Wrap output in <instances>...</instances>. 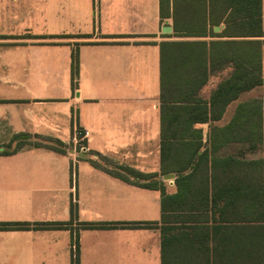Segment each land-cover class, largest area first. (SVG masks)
Wrapping results in <instances>:
<instances>
[{"label":"crops","instance_id":"1","mask_svg":"<svg viewBox=\"0 0 264 264\" xmlns=\"http://www.w3.org/2000/svg\"><path fill=\"white\" fill-rule=\"evenodd\" d=\"M248 6H259L262 33L255 24L247 35ZM263 32L264 0H0V222L32 224L0 229V264H73L76 253L79 264H162V241L178 235L179 216L205 226L211 247L235 237L231 229L238 238L248 225L262 230L264 83L208 111L184 138L163 139L160 45H206L202 64L178 71L209 104L224 80L246 70L247 48L264 79ZM21 132L58 138L67 151L27 143L3 153ZM77 141L85 150L73 148ZM188 156L194 163L178 185ZM100 158L156 174L167 209L159 188L112 174ZM189 188L206 196V208L178 210ZM163 226L175 229L164 234Z\"/></svg>","mask_w":264,"mask_h":264},{"label":"trees","instance_id":"2","mask_svg":"<svg viewBox=\"0 0 264 264\" xmlns=\"http://www.w3.org/2000/svg\"><path fill=\"white\" fill-rule=\"evenodd\" d=\"M249 3V0H248ZM246 19V33H254V26L257 24L256 32L260 31V10L259 6L254 12V9L247 7L245 16ZM229 18V19H228ZM227 23L234 21L236 17H228ZM233 26V25H232ZM243 26V22H241ZM264 35V32H263ZM206 45L199 42H162L161 50V101H162V137L168 139L171 137H180L179 133L184 130H198L195 124L206 121L208 111L212 113L221 112L228 102L238 97L240 92L249 91L253 87L264 83L261 77V65L259 55L257 59L254 58L252 50V57H250L249 49L247 48L245 56L241 55V65L245 62L246 70L235 72L229 78L224 80L220 86L215 89L211 95L210 103L207 104L198 96L197 84L190 83L191 78L189 74L180 73L178 66L184 65H199L205 60L203 54L206 51ZM76 55H73V60L76 62ZM237 63V58H236ZM200 75V74H195ZM193 84V85H192ZM178 133V135H177ZM199 139V140H198ZM31 143L35 146H45L58 152H66L68 145L58 138L49 136H33L31 134L21 132L15 134L9 143L6 145L3 153H12L25 144ZM193 152H197L201 141L197 138L196 143H192ZM188 153L192 148L191 142L183 146ZM164 158H162L163 160ZM103 161V166L112 174L131 180L137 184L145 187H157L162 195V210L167 209L165 203L164 187L156 185L157 181L153 180L156 174L143 173L138 170L124 167L111 166L108 161L100 158ZM195 160V159H194ZM194 160L188 156L186 161H180L178 164V185L182 173L192 168ZM259 164V162H257ZM178 210H191L206 208V196L193 195L188 193L178 195ZM263 201H261L262 207ZM73 209V206H71ZM264 215V214H263ZM163 216V215H162ZM164 216L162 217V219ZM264 218V217H263ZM189 217H178V235L173 233L171 236H165L162 241V264H264V225L263 229L256 230L247 226L245 237L238 238L237 229H231L236 232L235 237H231L229 241H225L224 245L221 239L218 243H213L211 247L208 241L207 230L205 226L193 225L189 222ZM67 222H36L34 227H63ZM118 223L99 222V223H85L88 227H108L117 225ZM140 223H132L131 225H138ZM145 225H151L152 222H145ZM32 226L28 222H14L5 221L0 222V229H15L27 228ZM174 227H162L164 234L172 232ZM73 264H79L78 255L74 254Z\"/></svg>","mask_w":264,"mask_h":264},{"label":"built area","instance_id":"3","mask_svg":"<svg viewBox=\"0 0 264 264\" xmlns=\"http://www.w3.org/2000/svg\"><path fill=\"white\" fill-rule=\"evenodd\" d=\"M76 135H77V137H81L82 136L81 135V131L77 130L76 131ZM79 150H85V147L84 146H80V149Z\"/></svg>","mask_w":264,"mask_h":264},{"label":"water","instance_id":"4","mask_svg":"<svg viewBox=\"0 0 264 264\" xmlns=\"http://www.w3.org/2000/svg\"><path fill=\"white\" fill-rule=\"evenodd\" d=\"M79 155H82V154L79 153ZM84 155H86V154L83 153V156H84ZM173 176H174L173 173H168V174H165V175H164V178H171V177H173Z\"/></svg>","mask_w":264,"mask_h":264},{"label":"rangeland","instance_id":"5","mask_svg":"<svg viewBox=\"0 0 264 264\" xmlns=\"http://www.w3.org/2000/svg\"><path fill=\"white\" fill-rule=\"evenodd\" d=\"M80 146H81V145H79V144H78V141H77V145H76V147L73 146V148H75V149L77 148V149L79 150V149H80Z\"/></svg>","mask_w":264,"mask_h":264}]
</instances>
